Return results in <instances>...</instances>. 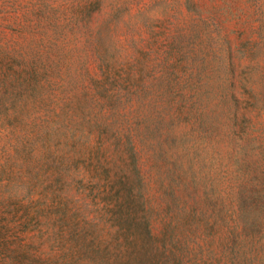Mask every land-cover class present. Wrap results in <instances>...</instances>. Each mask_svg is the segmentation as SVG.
<instances>
[{
    "label": "rangeland",
    "instance_id": "rangeland-1",
    "mask_svg": "<svg viewBox=\"0 0 264 264\" xmlns=\"http://www.w3.org/2000/svg\"><path fill=\"white\" fill-rule=\"evenodd\" d=\"M0 264H264V0H0Z\"/></svg>",
    "mask_w": 264,
    "mask_h": 264
}]
</instances>
